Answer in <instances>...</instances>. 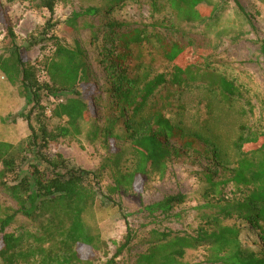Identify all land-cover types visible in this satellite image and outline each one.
I'll list each match as a JSON object with an SVG mask.
<instances>
[{
    "label": "trees",
    "instance_id": "16d2710c",
    "mask_svg": "<svg viewBox=\"0 0 264 264\" xmlns=\"http://www.w3.org/2000/svg\"><path fill=\"white\" fill-rule=\"evenodd\" d=\"M23 1L35 3V8L48 12L45 25L53 28L55 8L66 0ZM121 1L97 0L96 5L73 12L69 19L75 25L79 19L100 17L102 13L107 18L98 27L88 22L84 26L93 31V39L102 38L105 68L110 71L104 93L112 101V107L103 117L102 132L110 139L126 143L133 166L130 172L116 175L113 190L125 187L138 191L152 175L163 178L168 163L188 151L196 152L200 144L211 145L214 156L224 165L221 151L209 138L187 132L165 117V110L173 107L172 97L168 93L155 95L162 87L181 90L199 84L196 62L185 67L178 65L191 49L175 37L185 33L182 26L211 18H205L203 10L214 15L218 5L208 0H167L177 23L164 25L155 20L152 29H147L144 25L113 19L115 7ZM149 1L154 13H159L158 0ZM233 2L241 10L238 0ZM6 22L12 51L9 58L0 56V73L10 83L19 79L30 105L27 114H20V118L28 125L30 134L17 145L0 141V188L16 205L10 208L0 204V261L2 264H93L81 258L77 248L83 245L98 251L107 246L98 235L88 231L83 221L84 212L99 194L98 175L59 154L48 155L49 149L60 140L80 135V124L91 118L92 111L80 89L81 84L89 82L83 51L78 46L69 48L51 35L53 52L44 68L47 81H41L38 69L21 56L13 29ZM38 43L31 39L27 48ZM260 44L264 57V41ZM149 59L171 64L169 77L154 71ZM206 68L203 76L210 81L201 86L223 104L235 103L241 97L236 83L209 73L210 69L214 70L211 66ZM63 94H66L64 100H60ZM43 99L57 101L49 117ZM151 99V108L146 112ZM53 120L60 123L50 129L49 123ZM235 150L238 158L230 178L218 181L208 172L204 184L205 192L208 190L210 194L219 193L222 187L231 184L238 191V197L204 215L203 224L193 234L150 231L147 247L136 255L134 264H186L183 262L186 252L200 248L206 252L207 264H264V254L244 248L240 240L243 223L255 231H264V128L253 133L241 126ZM204 195L207 197L209 193ZM185 200L184 195L176 194L150 205L141 204V208L150 218L156 213L175 218L179 214L173 215V209ZM109 205L119 206L110 200ZM19 218L27 223L8 232ZM232 219L236 224L228 225L227 221ZM133 240L126 223V234L114 258L127 250Z\"/></svg>",
    "mask_w": 264,
    "mask_h": 264
},
{
    "label": "rangeland",
    "instance_id": "374dc122",
    "mask_svg": "<svg viewBox=\"0 0 264 264\" xmlns=\"http://www.w3.org/2000/svg\"><path fill=\"white\" fill-rule=\"evenodd\" d=\"M208 2L218 5V11L210 15L207 10H203L205 18H211L189 27L182 26L185 33H178L175 37L191 49L178 61V65L185 67L196 62L199 84L181 90L162 87L155 95L168 93L172 97L173 107L165 110V117L187 132L209 138L221 151L224 165L214 156L211 145L200 144L196 152L188 151L168 163L163 178L154 174L144 181L138 191L125 187L114 191L116 175L130 172L133 166L126 143L110 139L102 132L103 117L112 107V101L104 93L110 71L105 68L102 38L93 39V31L84 26L88 22L98 27L107 18L102 13L100 17L79 19L75 25L69 20L73 12L96 5L97 0H66L59 4L54 11L53 28L45 25L49 19L48 12L35 8V3L0 0V56L9 58L12 51V39L7 35L6 20L13 29L15 44L21 49V56L38 69L41 81H47L44 68L53 52V41L49 39L51 35H55L69 48L78 46L83 51L89 82L81 84L80 89L92 111L91 118L80 124V135L60 140L49 149L48 155L59 154L78 167L98 175L96 180L99 194L95 203L84 212L83 221L88 231L98 235L107 246L98 251L83 245L77 248L80 257L91 260L93 264H105L112 259V264H134L136 255L143 253L147 247L146 240L150 231L193 234L203 224L204 215L213 213L216 207L238 197V191L231 184L222 187L219 193L205 192L204 177L209 172L214 174L215 180L229 179L238 158L235 142L240 127L245 126L253 133L264 128V57L260 50V43L264 41V1L238 0L241 10L233 0ZM158 6L160 12L154 13L149 0H122L115 7L112 17L119 22L144 25L147 29H152L155 20L164 25L177 23L167 0H158ZM31 39L39 43L27 48ZM188 42L190 45H187ZM150 61L154 71L166 73L169 77L171 64L160 59ZM206 65L214 69L213 72L210 69L209 73L224 76L236 83L241 97L235 103L225 105L215 94L201 86L210 81V78L203 76L207 70ZM65 95L60 100H64ZM25 96L19 79L10 83L0 73V141L17 145L30 134L28 125L20 118V114L25 115L30 110ZM43 100L47 103L46 115L49 117L57 101ZM152 102L151 99L146 112ZM208 105L211 107L208 108ZM59 123L53 120L49 128ZM36 163L41 165L38 160ZM206 193H209L207 197L204 195ZM176 194L186 197L184 204L176 206L172 211L173 215L179 214V217L164 218L162 214L156 213L154 218H150L142 211L141 204L150 205ZM109 200L119 206L109 205ZM0 204L16 208L2 188ZM26 223L25 219L19 218L8 232ZM126 223L134 240L127 250L114 258L126 234ZM234 223L236 221L233 219L227 221L228 225ZM240 230L242 246L264 254V231H255L245 223L240 225ZM205 255L203 248L190 250L186 252L183 262L207 264Z\"/></svg>",
    "mask_w": 264,
    "mask_h": 264
}]
</instances>
